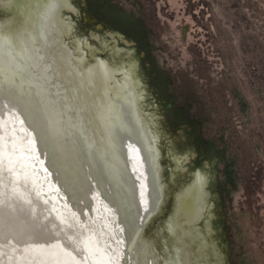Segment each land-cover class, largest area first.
Wrapping results in <instances>:
<instances>
[{
  "label": "bare ground",
  "instance_id": "6f19581e",
  "mask_svg": "<svg viewBox=\"0 0 264 264\" xmlns=\"http://www.w3.org/2000/svg\"><path fill=\"white\" fill-rule=\"evenodd\" d=\"M45 4L0 0V81L24 95L15 107L0 96V264H123L124 250L130 264H205L207 175L154 230L167 193L137 65L72 50L65 9Z\"/></svg>",
  "mask_w": 264,
  "mask_h": 264
},
{
  "label": "rangeland",
  "instance_id": "374dc122",
  "mask_svg": "<svg viewBox=\"0 0 264 264\" xmlns=\"http://www.w3.org/2000/svg\"><path fill=\"white\" fill-rule=\"evenodd\" d=\"M70 2L75 11L63 14L72 50L82 43L89 60L93 50L137 65L167 193L154 230L201 171L211 214V230L206 218L200 223L208 242L203 263L264 264V0ZM181 165L186 172L176 170ZM131 257L124 250L123 264Z\"/></svg>",
  "mask_w": 264,
  "mask_h": 264
},
{
  "label": "snow or ice",
  "instance_id": "6c2138e0",
  "mask_svg": "<svg viewBox=\"0 0 264 264\" xmlns=\"http://www.w3.org/2000/svg\"><path fill=\"white\" fill-rule=\"evenodd\" d=\"M45 6L48 13L57 16L66 8L69 11H73V9H71L69 5V0H51V2H48V0H46ZM0 96H3V98L13 107L24 103L23 93L16 85V83L9 79L0 81ZM93 119H95V116H93ZM200 179L203 181L205 178L201 177Z\"/></svg>",
  "mask_w": 264,
  "mask_h": 264
}]
</instances>
